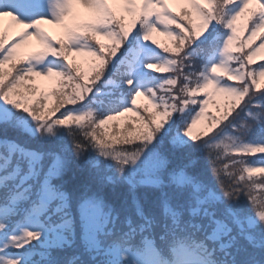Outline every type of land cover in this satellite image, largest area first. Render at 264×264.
Listing matches in <instances>:
<instances>
[{"label":"snow or ice","instance_id":"snow-or-ice-1","mask_svg":"<svg viewBox=\"0 0 264 264\" xmlns=\"http://www.w3.org/2000/svg\"><path fill=\"white\" fill-rule=\"evenodd\" d=\"M0 264H264V0H0Z\"/></svg>","mask_w":264,"mask_h":264},{"label":"rangeland","instance_id":"rangeland-1","mask_svg":"<svg viewBox=\"0 0 264 264\" xmlns=\"http://www.w3.org/2000/svg\"><path fill=\"white\" fill-rule=\"evenodd\" d=\"M49 30H50V32H52L53 35H58L57 31L54 28H52L51 26H49ZM155 36H156V39H158L161 43H167L168 42V38L166 36L160 34V33H156ZM73 55L75 56V54H73ZM143 102L144 101H143L142 97L138 98V103H143ZM209 107H210L211 111H215V108L212 105H210ZM133 115H134L133 113L127 114V116L129 118H132Z\"/></svg>","mask_w":264,"mask_h":264}]
</instances>
